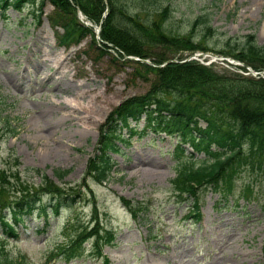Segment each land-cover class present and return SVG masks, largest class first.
<instances>
[{
  "label": "rangeland",
  "instance_id": "374dc122",
  "mask_svg": "<svg viewBox=\"0 0 264 264\" xmlns=\"http://www.w3.org/2000/svg\"><path fill=\"white\" fill-rule=\"evenodd\" d=\"M39 1L20 10L0 9V167L25 173L22 186L38 183L41 170V175L67 187L71 197L79 195L58 213L46 196V214L34 209L25 215L16 224L17 236H9L1 253L7 264H103V255L109 264H264L263 168L241 171L229 190H203L196 216L190 212V198L178 201L170 182L178 136L152 126L141 136H130L131 127L146 124L142 115L119 127L128 141L116 138L118 150H108L107 176L100 182L86 175L98 152L99 129L106 116L127 97L146 92L154 77L135 70L137 64L130 60L163 63H153L150 56H119L113 47L103 49L106 46L97 35L96 40L87 34L78 43L60 46L46 16L53 6L48 0ZM121 1L132 15L151 19L157 13L166 31L191 34L199 43L174 53L154 46V53H168L173 61L195 56L208 63L212 56L207 53L212 52L217 55L214 66L233 65L245 72L237 64H248L231 54L238 39L253 33L257 43L264 42V0ZM198 13L213 30L196 22ZM184 146L192 150L188 142ZM29 167L39 172H26ZM60 170H67L62 178L55 172ZM121 197L142 201L144 213L133 217ZM93 201L99 219L115 231V239L102 246V256L87 240L84 255L70 260L50 256L88 222Z\"/></svg>",
  "mask_w": 264,
  "mask_h": 264
},
{
  "label": "trees",
  "instance_id": "16d2710c",
  "mask_svg": "<svg viewBox=\"0 0 264 264\" xmlns=\"http://www.w3.org/2000/svg\"><path fill=\"white\" fill-rule=\"evenodd\" d=\"M34 1L39 0H0V9L12 6L20 10L25 3ZM48 1L53 8L47 18L59 44L77 43L87 34L96 40L93 27L79 19L78 13L82 11L89 21L100 26L99 41L106 46L103 49L113 47L119 56H150L153 63H163L151 65L130 60L137 64L135 70L151 72L154 77L146 92L127 97L106 116L99 129L98 152L91 158L86 175L100 182L107 176L111 166L108 150H118L116 138L127 141L121 137L118 127L127 125L129 116L138 118L141 113L147 119L145 126L178 136L172 150L176 159L175 175L170 182L178 201L190 198L193 204L190 212L196 216L200 215L199 200L203 190H229L241 171L253 167L264 169V76L245 74L233 65L218 68L213 62L206 64L194 58L165 62L172 55L157 50L154 53L155 45L170 48L169 52L174 53L192 50L199 43L191 34L166 31L157 13L151 19L132 15L121 0ZM41 7H38L39 14ZM196 19L204 23L206 30H213L202 13H198ZM238 45L231 52L234 57L256 70L264 69V42L257 43L254 34L248 33L238 39ZM237 66L246 70L243 65ZM144 129L129 130L141 135ZM185 142L192 150L184 146ZM24 170L30 174L39 172L36 167ZM55 172L62 178L67 170ZM41 173L38 183L22 186L25 173L0 167V264L8 262L1 253L9 236H17L16 224L22 223L24 216L34 209L46 214L44 197H49L50 208L58 213L62 205L73 203L79 195L71 197L67 187ZM245 188L248 189V185ZM121 199L133 217L144 213L142 201ZM91 211V223L79 226L67 241H61L50 252V256L70 260L84 255L86 240L91 242L97 256L102 255V246L114 240L115 231L99 219L95 201ZM104 258V264H108L107 257Z\"/></svg>",
  "mask_w": 264,
  "mask_h": 264
},
{
  "label": "bare ground",
  "instance_id": "6f19581e",
  "mask_svg": "<svg viewBox=\"0 0 264 264\" xmlns=\"http://www.w3.org/2000/svg\"><path fill=\"white\" fill-rule=\"evenodd\" d=\"M61 66H62V64H61ZM34 68H35V67H34ZM61 70H64V69L62 68ZM39 72H40V71H39ZM58 72H59V71H58ZM58 72H57V73H58ZM59 74H60V73H59ZM79 75H80V74H79ZM81 75H82V74H81ZM7 78H8V77H7ZM8 79H9V78H8ZM8 79H7V80H8ZM77 85H78V84H77ZM80 92H81V91H80ZM84 92H85V91H84ZM53 93H54V92H53ZM79 95H80V94H79ZM84 97H85V96H84ZM76 100H77V99H76ZM67 102H68V101H67ZM81 103H82V102H81ZM73 104H74V103H73ZM65 105H66V104H65ZM72 106H74V105H72ZM77 106H78V105H77ZM73 108H74V107H73ZM75 108L78 109L79 107H78V108L75 107ZM45 111H46V110H45ZM45 111H44V112H45ZM47 111H48V110H47ZM42 112H43V111H42ZM79 112H80V110H79ZM85 113H86V112H85ZM40 114H41V112H40ZM45 114H46V113H45ZM74 116H76V115H74ZM78 117H79V116H78ZM84 117H85V116H84ZM44 125H46V124H44ZM47 125H48V124H47ZM47 128H49V127H47ZM147 165H148V164H147ZM153 165H154V164H153ZM149 167H151V166H149ZM152 167H153V166H152Z\"/></svg>",
  "mask_w": 264,
  "mask_h": 264
},
{
  "label": "water",
  "instance_id": "95a60500",
  "mask_svg": "<svg viewBox=\"0 0 264 264\" xmlns=\"http://www.w3.org/2000/svg\"><path fill=\"white\" fill-rule=\"evenodd\" d=\"M128 57H131L130 55H128ZM138 58V57H137ZM140 60H143V61H148L147 59H144V58H141ZM171 59H168L167 61H169Z\"/></svg>",
  "mask_w": 264,
  "mask_h": 264
}]
</instances>
